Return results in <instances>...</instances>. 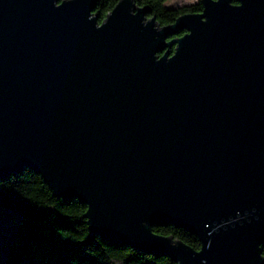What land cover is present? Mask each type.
I'll return each mask as SVG.
<instances>
[{
    "label": "water",
    "instance_id": "1",
    "mask_svg": "<svg viewBox=\"0 0 264 264\" xmlns=\"http://www.w3.org/2000/svg\"><path fill=\"white\" fill-rule=\"evenodd\" d=\"M200 1L161 24L0 0V176L34 168L90 231L177 264H264V0Z\"/></svg>",
    "mask_w": 264,
    "mask_h": 264
},
{
    "label": "trees",
    "instance_id": "2",
    "mask_svg": "<svg viewBox=\"0 0 264 264\" xmlns=\"http://www.w3.org/2000/svg\"><path fill=\"white\" fill-rule=\"evenodd\" d=\"M117 0H95L93 11L101 20ZM166 23L183 12L200 11V0L167 5L166 0H135ZM184 32L181 28L172 37ZM175 43L169 45V51ZM167 46H165L166 48ZM163 48L161 50L164 51ZM86 204L76 197L55 195L41 173L23 165L0 176V264H177L169 255L152 253L101 238L90 231L83 212ZM160 233L180 237L194 247L198 236L173 223L152 224ZM264 254V243L261 244Z\"/></svg>",
    "mask_w": 264,
    "mask_h": 264
},
{
    "label": "rangeland",
    "instance_id": "3",
    "mask_svg": "<svg viewBox=\"0 0 264 264\" xmlns=\"http://www.w3.org/2000/svg\"><path fill=\"white\" fill-rule=\"evenodd\" d=\"M190 1H193V0H166V4L167 5H178V4L190 2Z\"/></svg>",
    "mask_w": 264,
    "mask_h": 264
}]
</instances>
